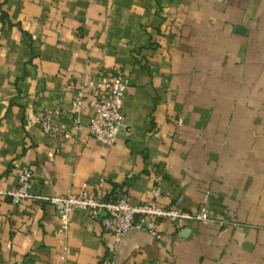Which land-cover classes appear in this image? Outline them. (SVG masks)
Masks as SVG:
<instances>
[{"label":"crops","instance_id":"0c3cea01","mask_svg":"<svg viewBox=\"0 0 264 264\" xmlns=\"http://www.w3.org/2000/svg\"><path fill=\"white\" fill-rule=\"evenodd\" d=\"M130 78L111 145L73 97L100 74ZM58 108L59 131L36 117ZM100 185L133 202L205 203L235 224L158 222L113 235L85 209L0 195V264H264V0H0V188Z\"/></svg>","mask_w":264,"mask_h":264},{"label":"built area","instance_id":"2783aa9c","mask_svg":"<svg viewBox=\"0 0 264 264\" xmlns=\"http://www.w3.org/2000/svg\"><path fill=\"white\" fill-rule=\"evenodd\" d=\"M97 90L87 97L84 86H79L73 97L75 126L82 123L83 105L87 101L94 110L88 118V127L92 134L106 145H111L123 122V100L130 84L128 74L122 68L111 73H101L96 81L91 82ZM58 108H48L36 117V121L46 133L59 131L60 122L56 119ZM35 171L32 167L22 168L18 175V185L12 189L0 188V195L10 197L13 203L25 199H35L52 203L61 221V230L71 224V213L75 209H85L91 216L102 223L104 230L113 235V251L118 250L126 232L133 229L146 230L160 238L158 222L167 218L181 229L190 220L206 224H235L234 220L217 217L210 213L205 203L195 210L181 208L174 204H163L158 200L161 188L156 185L152 197L146 201L133 202L125 194L106 193L100 185L93 190L84 182L78 191L64 193H43L32 190Z\"/></svg>","mask_w":264,"mask_h":264}]
</instances>
